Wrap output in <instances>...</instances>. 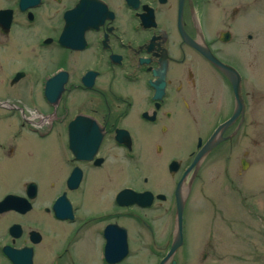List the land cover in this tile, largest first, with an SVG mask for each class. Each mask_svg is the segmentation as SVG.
Masks as SVG:
<instances>
[{"label":"flooded vegetation","instance_id":"obj_1","mask_svg":"<svg viewBox=\"0 0 264 264\" xmlns=\"http://www.w3.org/2000/svg\"><path fill=\"white\" fill-rule=\"evenodd\" d=\"M20 2L0 7L11 11L7 29L0 17V49L21 54L12 36L16 26L32 39L28 64L14 69L9 83L25 80L29 92L42 84L43 98L45 89L61 90L55 104L44 98L46 111L37 102L20 101L44 112V122L23 118L20 108L10 116L15 113L21 129L37 138H50L53 158L48 162L62 164V190L44 208L63 226L62 264H74L72 256L99 240L103 263L123 264L129 252L123 221L132 216V206L142 211L139 221L155 236L152 223L169 215L175 219L179 184L186 203L207 166L227 173L236 167L238 151L240 169L252 166L250 150L242 147L245 139L254 142L246 128L254 133L260 124L257 85L245 75L259 67L256 6L245 0H29L21 8ZM17 17L22 21L15 23ZM203 51L238 73L243 108L219 133L221 140L195 163L197 152L235 109L230 80ZM131 178L139 188L125 184L111 190L117 180ZM28 182L37 186L33 198L27 194ZM20 185L19 192L10 193L28 205L19 200V208L0 212V218L16 217L6 227L9 241L0 252L14 264L4 247L29 248L35 264L37 249L47 239L34 225L39 186L34 180ZM124 189L147 192L144 204L117 202ZM91 194L103 202L94 213L84 209ZM60 195L70 205V216L61 219L52 209ZM29 214L27 222L19 221ZM116 227L125 231L127 253L111 263L104 257L105 231ZM43 264L58 262L48 258Z\"/></svg>","mask_w":264,"mask_h":264},{"label":"rangeland","instance_id":"obj_2","mask_svg":"<svg viewBox=\"0 0 264 264\" xmlns=\"http://www.w3.org/2000/svg\"><path fill=\"white\" fill-rule=\"evenodd\" d=\"M245 1L256 6L259 15V67L252 75L245 73L250 82L257 85L260 96V124L254 133L251 127L246 128L254 142L245 139L242 147L250 150L248 159L252 161V166L240 169L238 163L242 154L238 151L234 154L236 167L227 173L217 172L209 166L200 173L185 203L184 243L173 256L175 264H264V0ZM12 2L0 0V7L12 5ZM21 21L17 17L15 23ZM12 36L19 44L21 54L7 48L0 49V59L2 55L4 60L0 62L3 66H0V103L14 105L20 101H33L46 111L49 108L42 97V84L34 92H29L25 80L13 86L9 83L14 69L28 64L25 59L32 44L31 34L20 27L14 28ZM12 111L16 113L15 109L0 107V199L7 193L19 192L24 181L38 183L34 225L47 239L37 249L35 264H43L48 258L62 264L58 257L62 246V223L44 211L62 190V164L48 162L53 158L52 140L39 139L28 129H21L16 114L10 116ZM135 176L139 178L143 175ZM135 179L117 180L111 190L115 191L125 184L139 188ZM107 191L105 189L104 192ZM95 195L91 194L85 203L87 212L94 213L103 207L102 199ZM74 199L76 201L75 196ZM131 212L132 216L123 221L128 227L129 252L121 263L158 264L171 242L175 227L173 215L152 223L155 234L152 236L139 221L138 215L142 211L132 206ZM29 216L32 215L19 218V221L27 222ZM14 220V215L0 218V246L9 241L6 227ZM72 258L74 264H104L101 241ZM0 264H8L2 259L1 252Z\"/></svg>","mask_w":264,"mask_h":264},{"label":"water","instance_id":"obj_3","mask_svg":"<svg viewBox=\"0 0 264 264\" xmlns=\"http://www.w3.org/2000/svg\"><path fill=\"white\" fill-rule=\"evenodd\" d=\"M29 0H21V8H24L25 5L28 4ZM36 2L37 0H31ZM3 17L5 22V29L8 28L11 11L10 10H0V17ZM1 17V18H2ZM204 54L211 59L219 69L227 76L230 80L234 95H235V109L233 116L222 123L217 130L212 134V136L206 141V143L200 148L197 152L194 162L199 163L202 158L205 156L207 152H209L220 140L221 137L219 133H221L231 122L234 120L237 113L242 110L243 102L240 96V77L238 73L231 67L219 62L216 58L211 56L207 51H203ZM61 89H45V96L53 100L59 94ZM98 142H95V147ZM94 147V149H95ZM71 148L78 150L73 146V142H71ZM93 151V148H92ZM88 158H91L92 155H88ZM27 194L29 197L33 198L37 193V186L34 182H28L27 184ZM181 185L179 184L176 189V209H175V227L171 240L170 247L166 254L161 258L158 264H175V260L173 259V255L178 250V248L183 243V209L185 204V197L181 194ZM145 193L135 192L130 189H124L117 195V202L120 204H131L138 203L139 205H143V198L145 197ZM149 194V193H148ZM150 195V194H149ZM21 200L26 203V199L15 194H8L0 201V212L5 210H9L11 208H19L20 203L18 201ZM27 204V203H26ZM28 205V204H27ZM52 209L57 218H63L66 214L70 216V205L65 201L64 195H60L56 198L53 203ZM105 236L107 238L104 257L108 262H119L127 253V243H126V234L124 229L120 227H116L114 231H105ZM4 251L7 256L13 261L14 264H31V250L29 248H23L21 250L11 249L9 246L4 247Z\"/></svg>","mask_w":264,"mask_h":264}]
</instances>
